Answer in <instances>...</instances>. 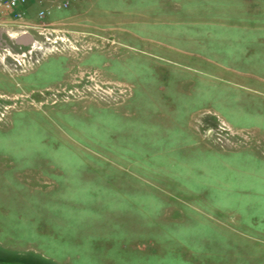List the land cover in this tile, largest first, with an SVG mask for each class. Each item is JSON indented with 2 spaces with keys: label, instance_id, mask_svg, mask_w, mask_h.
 Segmentation results:
<instances>
[{
  "label": "rangeland",
  "instance_id": "rangeland-1",
  "mask_svg": "<svg viewBox=\"0 0 264 264\" xmlns=\"http://www.w3.org/2000/svg\"><path fill=\"white\" fill-rule=\"evenodd\" d=\"M61 1L0 19V264H264V0Z\"/></svg>",
  "mask_w": 264,
  "mask_h": 264
},
{
  "label": "built area",
  "instance_id": "built-area-1",
  "mask_svg": "<svg viewBox=\"0 0 264 264\" xmlns=\"http://www.w3.org/2000/svg\"><path fill=\"white\" fill-rule=\"evenodd\" d=\"M46 1L53 0H0V19L9 18L13 21L21 20L26 15V7L32 3H35L37 6H41ZM69 0H63L58 2V7L64 6L66 7L69 4ZM49 13V8H39L37 10L36 16L37 19L42 20L45 18L46 14ZM8 26L6 23H0V26ZM28 35V32H21L20 34H13L12 39L16 45H19L17 42V38L24 37ZM26 35V36H27ZM35 42V41H34ZM37 42H35V45ZM9 48V47H8Z\"/></svg>",
  "mask_w": 264,
  "mask_h": 264
},
{
  "label": "water",
  "instance_id": "water-1",
  "mask_svg": "<svg viewBox=\"0 0 264 264\" xmlns=\"http://www.w3.org/2000/svg\"><path fill=\"white\" fill-rule=\"evenodd\" d=\"M29 41H30V37L29 36H24V37L17 38V42H19V43L26 44Z\"/></svg>",
  "mask_w": 264,
  "mask_h": 264
}]
</instances>
